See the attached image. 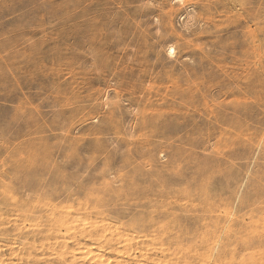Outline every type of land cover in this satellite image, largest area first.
Wrapping results in <instances>:
<instances>
[{
    "label": "rangeland",
    "instance_id": "rangeland-1",
    "mask_svg": "<svg viewBox=\"0 0 264 264\" xmlns=\"http://www.w3.org/2000/svg\"><path fill=\"white\" fill-rule=\"evenodd\" d=\"M183 2L0 0V264H264V0Z\"/></svg>",
    "mask_w": 264,
    "mask_h": 264
},
{
    "label": "bare ground",
    "instance_id": "bare-ground-1",
    "mask_svg": "<svg viewBox=\"0 0 264 264\" xmlns=\"http://www.w3.org/2000/svg\"><path fill=\"white\" fill-rule=\"evenodd\" d=\"M173 1H174V0H173ZM183 1H184V0H175L176 3H178V2H182V3H184ZM151 8H152V7H151ZM185 9H186V8H185ZM187 9H188V8H187ZM190 11H191V10H190ZM190 11H188L186 17L183 18V22H184V24L187 25V26L189 25V23H190V24H191V23H194V21H195L194 19L196 18L195 16H193V15L190 13ZM184 12H185V11H184ZM191 12H193V11H191ZM167 13H168V12H167ZM171 15H172V13H171ZM171 15H170V16H171ZM180 15H181V14H180ZM2 16H3V15H2ZM2 16H1V17H2ZM181 17H182V16H181ZM193 17H195V18L193 19ZM169 18H170V17H169ZM171 19H172V18H171ZM179 19H180V18H179ZM185 19H187L186 22H185ZM199 19H200V18H199ZM193 20H194V21H193ZM203 20H204V19H203ZM193 25H194V24H193ZM173 27H175V26L173 25ZM174 29H175V28H174ZM192 29H193V28H192ZM187 31H188V30H187ZM157 32H158V31H157ZM185 39H186V38H185ZM191 43H193V42H191ZM189 44H190V43H189ZM193 44H194V43H193ZM166 48H167V52H166V53H167V56H168L169 58H176V57L178 56L174 44H170V45H169L168 47H166ZM177 48H178V47H177ZM179 48H180V47H179ZM177 58H178V57H177ZM177 58H176V59H177ZM176 59H175V60H176ZM177 67H178V66H177ZM258 78H259V77H258ZM255 80H257V79H255ZM245 182H246V181H245ZM255 189H256V188H255ZM241 193H242V192H241ZM256 201H258V200H256ZM256 201H254V202L256 203ZM252 202H253V201H252ZM255 203H254V205H255ZM260 203H261V202H260ZM243 204H244V203H243ZM250 204H251V203H250ZM257 204H258V203H257ZM240 206H241V205H240ZM241 207H242V206H241ZM254 208H255V207H254ZM257 208H258V207H257ZM242 209H243V208H242ZM262 211H263V210H262ZM262 211H261V212H262ZM240 212H241V210H240ZM254 212H255V211H254ZM261 212H260V214H261ZM263 212H264V211H263ZM252 214H254V213H252ZM262 214H263V213H262ZM254 216H256V215H254ZM248 217H249V216H248ZM248 217H247V218H248ZM239 218H241V217H239ZM249 219H251V218L249 217ZM257 219H258V218H257ZM243 220H244V218H243ZM243 220H242V221H243ZM259 220H261V219H258V221H259ZM238 221H240V220H238ZM247 221H248V220H247ZM244 222H245V221H244ZM240 223H241V222H240ZM245 223H246V222H245ZM259 223L261 224L260 221H259ZM236 224H237V223H236ZM247 224H249V223H247ZM252 224H253V223H252ZM238 225H240V224L238 223ZM258 225H259V224H258ZM240 226H241V225H240ZM242 226H243V225H242ZM247 226H248V225H246V227H247ZM261 226H262V225H261ZM252 227H253V226H252ZM239 228H240V227H239ZM244 228H245V224H244ZM235 229H236V228H235ZM250 229H251V228H250ZM255 229H256V227H255ZM258 229H259V228H258ZM237 230H238V229H237ZM247 230H248V229H247ZM261 230H262V229H261ZM263 230H264V229H263ZM254 232H255V231H254ZM213 233H214V232H213ZM213 233H212V234H213ZM231 233H232V232H231ZM237 233H238V232H237ZM258 233H259V232H258ZM239 234H240V233H239ZM244 234H245V231H244ZM254 234H255V233H254ZM262 234H263V233H262ZM242 235H243V233L241 232V236H242ZM214 236H215V235H214ZM232 236H233V235H232ZM238 236H239V235H238ZM246 236H248V235H246ZM159 237H160V236H159ZM220 237H221V236H220ZM234 237H235V236H234ZM255 237H256V236H255ZM255 237H253V238H255ZM253 238H252V239H253ZM249 239H250V238H249ZM232 240H233V239H232ZM235 240H236V239H235ZM228 241H229V240H228ZM238 241H239V240H238ZM247 241H248V240H247ZM253 241H254V240H253ZM253 241H252V243H255V242H253ZM263 241H264V240H263ZM242 242H244L243 239H242ZM260 242H261V241H260ZM237 243H238V242H237ZM249 243H250V242H249ZM252 243H251V244H252ZM256 243H257V245H258L259 241L257 242V240H256ZM229 244H230V243H229ZM260 244H263V243H260ZM216 245H217V244H216ZM219 245H220V243H219ZM235 245H237V244H235ZM237 246H238V245H237ZM237 246H236V247H237ZM246 246L248 247L247 244H246ZM253 246H254V245H253ZM240 247H241V246H240ZM250 247H251V246H250ZM245 248H246V247H245ZM263 248H264V247H263ZM226 250H227V249H226ZM234 250H235V249H234ZM234 250H233V251H234ZM238 250H239V249H238ZM242 250H243V249H242ZM260 250H261V249H260ZM227 251H228V250H227ZM237 253H238V252H237ZM251 253H253V252H251ZM263 253H264V252H263ZM263 253H262V254H263ZM234 255H235V254H234Z\"/></svg>",
    "mask_w": 264,
    "mask_h": 264
}]
</instances>
